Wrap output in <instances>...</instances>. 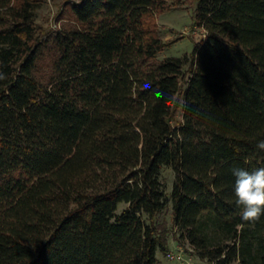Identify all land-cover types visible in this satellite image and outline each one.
I'll return each instance as SVG.
<instances>
[{"label": "trees", "instance_id": "trees-1", "mask_svg": "<svg viewBox=\"0 0 264 264\" xmlns=\"http://www.w3.org/2000/svg\"><path fill=\"white\" fill-rule=\"evenodd\" d=\"M44 1L0 0V264H158L170 200L207 264H264L232 175L264 167V0H199L207 37L164 59L167 0H80L52 33Z\"/></svg>", "mask_w": 264, "mask_h": 264}, {"label": "rangeland", "instance_id": "rangeland-1", "mask_svg": "<svg viewBox=\"0 0 264 264\" xmlns=\"http://www.w3.org/2000/svg\"><path fill=\"white\" fill-rule=\"evenodd\" d=\"M80 0H46L37 8V22L48 33L55 32L66 26L76 25L68 5ZM199 0H167L166 8L158 14L157 22L159 34L165 41L177 39L171 45L166 46L160 53L159 58L164 59L169 56L183 57L191 55L197 43L207 37L205 29L196 24V9ZM46 37V36H44ZM188 64L185 69L188 68ZM184 93L179 95L184 98ZM178 120L183 118V109L177 112ZM177 123V122H176ZM162 181L171 193L175 181V171L171 167H164ZM127 204L121 205V210ZM173 203L170 200L168 206L159 213V221H167L171 226L170 254L165 255L161 249L158 250V264H207V261L199 257L194 251V246L186 239L178 241L175 234L180 233L175 226ZM173 255V256H172Z\"/></svg>", "mask_w": 264, "mask_h": 264}, {"label": "clouds", "instance_id": "clouds-1", "mask_svg": "<svg viewBox=\"0 0 264 264\" xmlns=\"http://www.w3.org/2000/svg\"><path fill=\"white\" fill-rule=\"evenodd\" d=\"M143 87L151 88V82H145ZM154 96L167 102L166 94L159 90ZM256 147L264 150V140L258 141ZM232 175L235 177V204L241 209V218L254 225L264 215V167L251 171L237 167L232 169Z\"/></svg>", "mask_w": 264, "mask_h": 264}, {"label": "built area", "instance_id": "built-area-1", "mask_svg": "<svg viewBox=\"0 0 264 264\" xmlns=\"http://www.w3.org/2000/svg\"><path fill=\"white\" fill-rule=\"evenodd\" d=\"M173 256V255H172Z\"/></svg>", "mask_w": 264, "mask_h": 264}]
</instances>
